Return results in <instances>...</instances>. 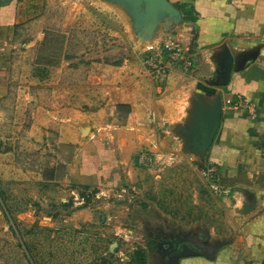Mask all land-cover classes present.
I'll use <instances>...</instances> for the list:
<instances>
[{"label": "crops", "instance_id": "crops-1", "mask_svg": "<svg viewBox=\"0 0 264 264\" xmlns=\"http://www.w3.org/2000/svg\"><path fill=\"white\" fill-rule=\"evenodd\" d=\"M69 1L0 0V106L14 88L19 97L24 95L23 103L36 118L30 137L48 146L49 139L37 136H49L50 129L56 132L50 144L55 141L59 147L72 148L68 160L60 157L66 165L65 181L97 188V198L132 187L145 197L148 208L154 205L160 211L158 215L170 219L172 214L175 228L167 230L169 236L163 237L157 250L162 253L176 241L180 248L189 250L191 245L198 250L181 257L178 264L264 262V0H170L175 6L192 8L196 21L183 18L187 23L172 30L164 22L152 39L143 41H137L128 13L115 9L121 12V20L111 24L126 36L133 52L139 48L118 64L71 56L69 38L62 41L61 54L50 53V36L60 22L55 14H63L65 25V14L76 17L82 9V5L70 8ZM171 37L182 42L192 66L172 63L167 75L157 76L147 61ZM20 43L26 49H46L33 51L25 64ZM226 50L235 56L236 69L227 85H213L211 81L224 72ZM254 54L255 60L246 65ZM35 78L52 82L39 86ZM217 94L223 99L244 97L255 114L224 109L206 161L218 165L231 192L220 196L226 215H216L214 220L202 214L210 205L203 176L198 174L189 194L184 190L178 196L164 186L163 171L176 170L177 163L189 158L199 166V158L184 150L180 131L192 122L194 101ZM122 105L129 106L130 112L119 108ZM157 134L168 142V150L159 147ZM151 151L161 152L165 161L150 168L140 166L139 155ZM159 189L161 195L156 193ZM72 193L82 197L79 189ZM183 205L188 211L182 210ZM153 241L151 250L157 245Z\"/></svg>", "mask_w": 264, "mask_h": 264}, {"label": "rangeland", "instance_id": "rangeland-1", "mask_svg": "<svg viewBox=\"0 0 264 264\" xmlns=\"http://www.w3.org/2000/svg\"><path fill=\"white\" fill-rule=\"evenodd\" d=\"M70 1V8L78 9L82 5V9L76 17L73 13L65 14V25L63 14H55L60 22L56 24V33H51L55 35L50 36L53 40L50 53L61 54L62 41L67 38L70 44L67 52L71 56L78 54L118 64L129 54L138 52V47L133 52V45L130 46L126 36L111 24L121 20V12L115 9L128 13L133 23L125 4L115 0ZM134 33L137 41L144 40L136 28ZM45 49H26L22 43L18 45L23 63L30 61L33 51L44 52ZM50 82V78L34 79L39 86ZM16 97L20 98L19 102ZM24 100V95L19 97L12 88L8 100L0 106V264H131L138 248L146 250L147 264H166V255L157 247L166 234L169 236L167 230H174V216L171 214L167 219L158 215L160 211L154 205L148 208L145 197L132 187H126L125 191L120 188L117 194L101 198L91 196L90 191H87L89 200L76 198L72 190L78 184L65 181L66 165L60 159L64 156L68 160L72 148L59 147L55 141L50 144L56 134L50 129V137L47 134L37 136L49 139L48 146L47 142L42 146L43 141L30 137L29 132L34 127L32 121L36 118L32 117V109L23 103ZM157 135L161 139L157 142L159 147L168 150V142ZM177 164L176 170L172 167L173 171H168L166 167L163 171L167 190H176L178 196L184 190L189 194V186L199 180L198 174L207 181L198 161L189 158ZM206 190L210 205L202 214L214 220L218 218L216 215H226L219 205L222 195L213 193L209 187ZM158 192L161 195L162 189ZM166 195L172 194L167 192ZM182 210L188 211V206L183 205ZM153 240L157 245L151 250L149 244Z\"/></svg>", "mask_w": 264, "mask_h": 264}, {"label": "water", "instance_id": "water-1", "mask_svg": "<svg viewBox=\"0 0 264 264\" xmlns=\"http://www.w3.org/2000/svg\"><path fill=\"white\" fill-rule=\"evenodd\" d=\"M125 4L133 18V27L140 32L144 40H150L156 31L165 22L166 27L172 30V25L187 23L183 21L181 11L170 0H115ZM256 58L254 54L246 63L253 62ZM222 65L224 72L216 79L211 81L213 85H227L232 76V72L236 69L235 56L226 50ZM223 96L217 94L213 98L206 99L198 97L193 105L192 122L186 124L180 131V135L184 140V150L199 158V167L206 169V157L213 145L215 138L219 132L222 116L224 112ZM90 128L85 129L89 132ZM174 246L178 247V241L175 244L169 243L166 249V264H178L183 256L197 254L193 246L188 245L189 250L183 249L171 253Z\"/></svg>", "mask_w": 264, "mask_h": 264}, {"label": "built area", "instance_id": "built-area-1", "mask_svg": "<svg viewBox=\"0 0 264 264\" xmlns=\"http://www.w3.org/2000/svg\"><path fill=\"white\" fill-rule=\"evenodd\" d=\"M182 62L186 67H191L192 62L186 58V53L183 44L177 39H168L163 42L161 46V52L151 56L147 61L149 67H151L157 76H165L168 74L170 65L172 63ZM224 109H243L250 112L251 115L255 114V110L252 103L242 96L236 98H225L223 99ZM165 157L161 155V152H142L138 157V163L142 167H153L161 164ZM172 161H174L172 159ZM208 187L210 190L217 195H228L231 189L224 185L223 175L220 168L215 163H207L206 169L204 170ZM242 264H264L262 261H246Z\"/></svg>", "mask_w": 264, "mask_h": 264}, {"label": "trees", "instance_id": "trees-1", "mask_svg": "<svg viewBox=\"0 0 264 264\" xmlns=\"http://www.w3.org/2000/svg\"><path fill=\"white\" fill-rule=\"evenodd\" d=\"M176 7L181 11V13L184 15L185 21H196L197 17L193 15V9L187 8L185 4H177ZM119 108L127 109L130 112V107L127 105L119 106ZM74 188H80L79 193L84 199L89 200V196H95L98 193V189L94 188L91 189L89 186L86 185H74ZM87 191H90V195L87 193ZM154 242V241H153ZM153 242L151 243L153 245ZM131 264H147V252L144 248H138L135 251V257L132 259Z\"/></svg>", "mask_w": 264, "mask_h": 264}, {"label": "flooded vegetation", "instance_id": "flooded-vegetation-1", "mask_svg": "<svg viewBox=\"0 0 264 264\" xmlns=\"http://www.w3.org/2000/svg\"><path fill=\"white\" fill-rule=\"evenodd\" d=\"M166 249H168V247L165 248L164 250H162V254H163V255H166ZM178 250H179V251L182 250V247H181V248H180V247H177V248H176V247L174 246V250H172L171 253H174V252H176V251H178ZM166 258H167V256H166Z\"/></svg>", "mask_w": 264, "mask_h": 264}]
</instances>
